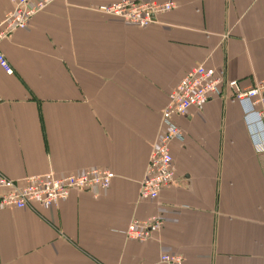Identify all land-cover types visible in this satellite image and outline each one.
Wrapping results in <instances>:
<instances>
[{
  "label": "crops",
  "instance_id": "1",
  "mask_svg": "<svg viewBox=\"0 0 264 264\" xmlns=\"http://www.w3.org/2000/svg\"><path fill=\"white\" fill-rule=\"evenodd\" d=\"M122 1L175 8L147 28L97 11ZM14 8L0 0V29ZM0 52L13 70L0 68V176L115 175L53 207L0 209V264H149L161 252L264 264L260 129L230 90L174 118L173 184L156 201L138 198L162 110L188 70L204 64L243 89L264 81V0H49ZM154 215L160 232L125 238L131 220Z\"/></svg>",
  "mask_w": 264,
  "mask_h": 264
},
{
  "label": "built area",
  "instance_id": "2",
  "mask_svg": "<svg viewBox=\"0 0 264 264\" xmlns=\"http://www.w3.org/2000/svg\"><path fill=\"white\" fill-rule=\"evenodd\" d=\"M29 6L28 0H14L15 8L8 14L0 29V41L15 31L28 27L32 17L48 3ZM175 8L173 1L164 3L122 1L98 7L97 11L116 17L125 23L147 28L157 21V16ZM0 68L10 76L13 70L0 52ZM225 90L242 106L245 120L256 119L260 139L253 140L257 153L264 154V81L255 82L253 87L243 89L236 81H227L222 72H216L204 64L197 65L186 72L168 95L162 110L160 134L152 147L144 177L139 184L138 198L156 201L161 192L172 186L175 168L170 145L183 141L181 131L174 122L175 117L185 116L189 110H198L207 101L221 98ZM247 122V121H246ZM252 134H255L253 132ZM115 175L106 169H89L79 174L56 176L48 172L38 176H28L20 181L0 176V209L22 210L27 208L53 207L68 198L71 191H88L93 188L107 189ZM164 226L161 215L146 220L133 219L124 230L127 240L145 242ZM184 257L176 252H161L149 264H183Z\"/></svg>",
  "mask_w": 264,
  "mask_h": 264
},
{
  "label": "rangeland",
  "instance_id": "3",
  "mask_svg": "<svg viewBox=\"0 0 264 264\" xmlns=\"http://www.w3.org/2000/svg\"><path fill=\"white\" fill-rule=\"evenodd\" d=\"M105 15H107V16H111V15H108V14H105ZM111 17H113V16H111ZM114 18H116V17H114ZM118 19V18H117Z\"/></svg>",
  "mask_w": 264,
  "mask_h": 264
}]
</instances>
